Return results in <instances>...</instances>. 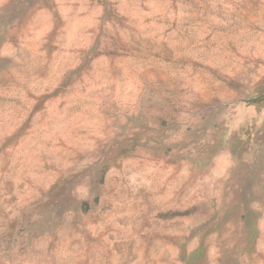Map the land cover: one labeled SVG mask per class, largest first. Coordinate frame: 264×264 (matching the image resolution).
<instances>
[{
	"label": "rangeland",
	"instance_id": "obj_1",
	"mask_svg": "<svg viewBox=\"0 0 264 264\" xmlns=\"http://www.w3.org/2000/svg\"><path fill=\"white\" fill-rule=\"evenodd\" d=\"M0 264H264V0H0Z\"/></svg>",
	"mask_w": 264,
	"mask_h": 264
}]
</instances>
